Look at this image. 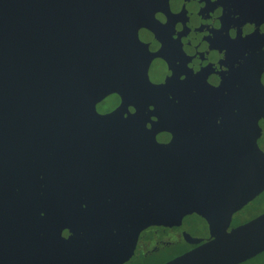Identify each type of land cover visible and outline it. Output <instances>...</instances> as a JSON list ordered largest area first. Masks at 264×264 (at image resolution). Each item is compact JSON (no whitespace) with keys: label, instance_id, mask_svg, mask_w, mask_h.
<instances>
[{"label":"water","instance_id":"1","mask_svg":"<svg viewBox=\"0 0 264 264\" xmlns=\"http://www.w3.org/2000/svg\"><path fill=\"white\" fill-rule=\"evenodd\" d=\"M236 6L0 0V264H121L222 193L188 151L260 80ZM262 251L264 213L165 264Z\"/></svg>","mask_w":264,"mask_h":264},{"label":"flooded vegetation","instance_id":"2","mask_svg":"<svg viewBox=\"0 0 264 264\" xmlns=\"http://www.w3.org/2000/svg\"><path fill=\"white\" fill-rule=\"evenodd\" d=\"M235 3L234 16L242 22L249 45V70L260 80L255 89L248 82L254 90L245 111L224 112L225 117L211 124L208 135L188 151V161L201 164L195 167L197 176L220 180L213 187L223 191L174 222L144 227L134 252L121 264H165L214 239L217 226L237 227L264 213V0ZM242 263L245 260L237 264Z\"/></svg>","mask_w":264,"mask_h":264},{"label":"rangeland","instance_id":"3","mask_svg":"<svg viewBox=\"0 0 264 264\" xmlns=\"http://www.w3.org/2000/svg\"><path fill=\"white\" fill-rule=\"evenodd\" d=\"M261 207H264V203L261 205ZM242 264H264V251L247 259V261L245 260V263Z\"/></svg>","mask_w":264,"mask_h":264}]
</instances>
